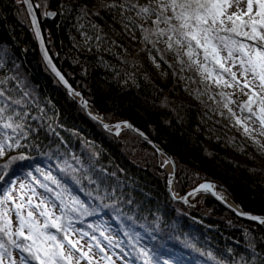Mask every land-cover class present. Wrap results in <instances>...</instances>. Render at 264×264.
Wrapping results in <instances>:
<instances>
[{
	"label": "trees",
	"instance_id": "16d2710c",
	"mask_svg": "<svg viewBox=\"0 0 264 264\" xmlns=\"http://www.w3.org/2000/svg\"><path fill=\"white\" fill-rule=\"evenodd\" d=\"M31 2L49 55L88 109L104 123H130L171 157L175 195L212 182L242 212L264 216V177L228 158L230 151L243 155L236 133L227 136L221 119L210 117L213 111L200 102L187 107L179 101L181 85L173 69L166 81L150 75L140 57L152 46L114 22L103 7L112 0ZM125 15L135 18V12ZM97 30L104 43L95 39ZM157 48L161 51V45ZM0 54V89L21 101L17 111L27 113V138L21 142L29 159L12 166L13 179L40 167L85 202L89 197L81 188L94 196L98 191L103 199L90 206L100 211L77 227L92 233L87 225L98 226L114 243L121 242L128 256L120 248L111 251L127 264H143L133 244L146 249L153 264H264V226L238 218L206 194L189 205L175 201L163 161L148 144L128 130L118 137L108 134L65 92L40 58L21 0H0ZM12 76L16 79H7ZM3 133L11 130L0 129V140ZM93 234L108 247L99 231Z\"/></svg>",
	"mask_w": 264,
	"mask_h": 264
},
{
	"label": "snow or ice",
	"instance_id": "6c2138e0",
	"mask_svg": "<svg viewBox=\"0 0 264 264\" xmlns=\"http://www.w3.org/2000/svg\"><path fill=\"white\" fill-rule=\"evenodd\" d=\"M22 2L27 5L35 37L41 41L42 59L46 67L68 89L70 96H81L54 66L41 39L32 4L29 0ZM103 7L113 14L115 23L134 33L133 39L141 36V43L152 46L148 49V55L157 68L161 64L172 66L157 48V45H163L164 51L171 54L181 72L187 69L198 75L200 83L204 85L203 89L198 90L199 95L215 100L211 92L214 84L217 88L236 89L246 97L234 101L223 91L218 92L216 95L221 100L216 103L222 104L228 116L224 117L222 111L218 114L222 119L231 121L234 127L242 129L244 137L264 154V143L257 138L264 137V0H144L143 3L140 0L135 3L112 0ZM127 12H135V18L125 15ZM45 15L51 16L53 13ZM136 19L149 27L136 25ZM93 27L96 28L95 25ZM95 39L104 43L99 30ZM91 49L92 45H88L86 50ZM2 59L3 55L0 54V61ZM100 62L104 63L102 60ZM7 79H16V76ZM180 79L185 77L181 76ZM20 104L21 101L8 94L7 89H0V129L11 130V134L3 133L0 140V158L5 160L0 165V264H116L113 257L117 260L121 257L111 249L120 248L124 256L129 255L120 247L121 242L114 243L112 237L98 226L87 225L92 233L77 227L83 224L86 217L97 215L100 211L97 206H90L93 199H103L98 191L94 196L92 191L81 188L80 191L89 197L85 202L66 183L40 167L28 170L24 179L19 176L12 178L13 173L9 171L12 166L17 161L29 159L23 154L25 144L21 142L27 138L23 123L27 113L17 111L16 106ZM233 104L240 115L230 107ZM80 107H88L82 97ZM90 118L116 136L120 135L121 128L137 132L126 121L103 123L104 118L98 113L90 114ZM250 125H258V130ZM138 135L147 140L143 132H138ZM13 149L19 154L12 155ZM168 162L167 159L164 161ZM72 179L79 184L75 177ZM168 183L172 184L171 178ZM215 189L214 183L206 181L187 195L211 192L217 200L226 204L225 195ZM181 199L188 203L187 196ZM236 215L264 225V216L239 211ZM97 231L108 242V247L93 234ZM132 247L143 259V264H153L152 256L146 249L136 248L134 244ZM164 264L169 262L165 261Z\"/></svg>",
	"mask_w": 264,
	"mask_h": 264
},
{
	"label": "rangeland",
	"instance_id": "374dc122",
	"mask_svg": "<svg viewBox=\"0 0 264 264\" xmlns=\"http://www.w3.org/2000/svg\"><path fill=\"white\" fill-rule=\"evenodd\" d=\"M128 2L129 3H135L136 0H128ZM140 2L143 3L144 0H140ZM141 24H143V22L140 19H137L136 25L139 26ZM143 26L149 27V25H147V24H143ZM122 36L127 43L133 45L132 41L127 37L126 34L123 33ZM161 51L163 52L165 60H167L168 63L172 65L171 67H168L167 64H161V66L159 68H157L155 66V64L149 59V55H146V56L142 55L140 57V60H141V64L143 65V67H145L147 69V71L150 73V75L153 78L159 79L161 81H166V79H167L166 77L169 74V70L173 69L172 73L174 74L176 79H178L180 81V85H181V89L179 90L178 99L181 103H183L187 107H194V105L196 103L200 102L202 105H204V107L206 109H218V111H215V112L214 111L210 112V113L208 112L209 116L214 118V119L217 118V120L221 119L222 124L225 125V127L227 129V131H225L227 133V136H229V137L233 136L234 137V135L236 133L237 137H234V138H235V140L237 139L236 142L238 144V147L241 150V152H243L242 153L243 155H241V154H237L234 151H230V153L228 154L229 160H231L233 163H235L238 166L246 167L249 170H255L257 172H260L262 174V177H264V154H261L258 146L253 145L250 140H248L244 137L242 129H238V127H234L233 123L231 121H229L226 118L222 119L221 116L218 114V112L222 111L224 114V117L228 116V112L226 109H223L222 104L217 105V103H216V101L221 100V97L219 95H216L218 92L223 91L228 96L229 99H232L234 101H241L243 99H246V97H243L242 95H240V93L236 89L225 88V87L217 88L214 84L211 87V92L215 96V100L208 99V97L206 95H204V96L199 95L198 90L203 89V87H204V85L202 83H200V77L198 75H196L194 72L189 71L187 69L184 72H181L179 65L175 64L174 60L172 59L171 54L164 51L163 45H161ZM174 64H175V66H174ZM181 76L185 77V79H180ZM191 81H195V82L193 83ZM195 89L197 91H194ZM71 98L73 100H75L73 97H71ZM230 107H232L233 110L237 112V115H240L239 109L236 107L235 104L230 105ZM87 109H88V107H87ZM88 111L91 114H93L89 109H88ZM96 123H98V122H96ZM219 123H220V121H219ZM250 127L257 128V130H258V125H250ZM228 128L230 130H228ZM105 132H107V131H105ZM121 132H120V134H121ZM107 133L112 134L109 132H107ZM257 138L261 140V143H264V137H257ZM206 148H208L207 145H206ZM157 157L159 158V160L163 161V167L162 168H163L164 172L167 174V172L165 171V164L166 163H164L166 158H164L163 155L158 154V153H157ZM173 164H174V162H173ZM174 168H175V172H176L175 164H174ZM172 193L174 194L173 188H172ZM197 195H200V194H196V195L190 197L189 203H190L191 199H193ZM175 196L178 198H181V196H178V195H175ZM97 239H99V238H97ZM102 242H104V241H102ZM107 244H108V242H107ZM114 252L116 253L115 250H114ZM116 256L121 257V259H119V260H117L116 257H113V259L116 260V264H125V262H127L126 260H124V258H122V256H120V254H116Z\"/></svg>",
	"mask_w": 264,
	"mask_h": 264
},
{
	"label": "water",
	"instance_id": "95a60500",
	"mask_svg": "<svg viewBox=\"0 0 264 264\" xmlns=\"http://www.w3.org/2000/svg\"><path fill=\"white\" fill-rule=\"evenodd\" d=\"M21 2H22V0H21ZM29 2L32 4V2H31V0H29ZM22 4H23V7H24V9H25V12H26V14H27V17H28V21H29V24H30V27H31V17L29 16V14H28V9H27V5H25L23 2H22ZM32 6H33V4H32ZM33 12L35 13V15H36V12H35V9H34V6H33ZM51 16H48V18H50ZM36 19H37V26L39 27V30H40V33H41V39L43 40V43H44V46H45V48H46V45H45V42H44V38H43V35H42V32H41V28H40V24H39V21H38V17H37V15H36ZM31 31H32V33H33V36H34V39H35V42H36V45H37V49H38V52H39V55H40V58H41V60H42V62H43V64H44V66H45V68H46V70L50 73V75L58 82V84L65 90V92L69 95V93H68V89L67 88H65L64 87V85L63 84H61L59 81H58V79L54 76V74L51 72V70L49 69V68H47L46 67V64L44 63V61H43V59H42V53H41V48H40V43H41V41L40 40H37L36 39V37H35V34H34V30L32 29V27H31ZM47 49V48H46ZM49 53V52H48ZM50 56V55H49ZM50 58H51V56H50ZM52 59V58H51ZM52 62H53V60H52ZM53 64H54V62H53ZM54 66H55V64H54ZM56 67V66H55ZM57 68V67H56ZM58 70V69H57ZM59 71V70H58ZM62 74V73H61ZM71 87V86H70ZM70 96V95H69ZM70 97H73L77 102H78V104H79V106H80V100H81V97L82 96H70ZM83 98V97H82ZM84 99V98H83ZM83 109V108H82ZM86 113H87V115L89 116V118H90V112L88 111V109L86 108V109H83ZM95 122H97V121H95ZM104 123V122H103ZM100 124V123H99ZM116 124V123H115ZM103 128V127H102ZM135 128V127H134ZM136 129V128H135ZM122 130H128V131H130L131 133H133L134 135H136L137 137H139L140 139H142L146 144H148L156 153H158V154H161V155H163L164 156V158H166L167 159V161H169L168 163H169V165L171 166V168H172V172L169 174V173H167L168 174V178H167V190H168V192L170 193V195H171V197L173 198V193H172V184H173V182H174V180H175V177H176V172H175V168H174V164H173V161H172V159L170 158V156H168V155H166L161 149H160V147H158V145H156L155 143H153V142H151L148 138H147V140H145L143 137H141L140 135H138V132H140V131H138L137 129V132H133V131H131V130H129V129H124V128H121V130H120V132L122 131ZM114 135V134H113ZM114 136H116V135H114ZM149 141L151 142V143H149ZM166 171V170H165ZM169 178H171V180H172V184L171 185H169V183H168V181H169ZM202 184V183H201ZM195 189V188H194ZM194 189H192V190H190L188 193H190V192H192ZM188 193H186L183 197H186L187 196V199H188V203H184L183 202V200L181 199V198H178V197H176L175 196V201H178L179 203H181V204H183V205H188L189 204V198L190 197H192V196H188L187 194ZM196 194H206V195H209L210 197H212L217 203H219V204H221L222 206H224L226 209H228L229 211H231L235 216H237L236 215V212L237 211H239V212H242V210L240 209V208H238L234 203H232V202H229V203H227L226 202V204L225 203H222L221 201H219V200H217L216 199V197L215 196H213L212 195V193L211 192H208V193H206V192H203V191H200V192H197V193H195V195ZM233 209H235V211H233ZM238 218H240V219H242V220H244V221H247V222H250V223H253V224H256V225H259V226H261V227H263L264 225H260L258 222H256V221H250V220H248L246 217H243V216H237Z\"/></svg>",
	"mask_w": 264,
	"mask_h": 264
},
{
	"label": "bare ground",
	"instance_id": "6f19581e",
	"mask_svg": "<svg viewBox=\"0 0 264 264\" xmlns=\"http://www.w3.org/2000/svg\"><path fill=\"white\" fill-rule=\"evenodd\" d=\"M165 170H166V172L169 173V174L172 172V168H171V166H170L168 163L165 164ZM226 202L229 203L230 201H228V200L226 199Z\"/></svg>",
	"mask_w": 264,
	"mask_h": 264
}]
</instances>
